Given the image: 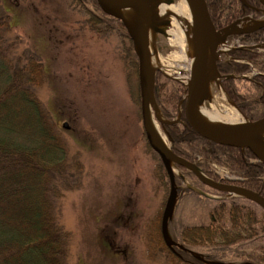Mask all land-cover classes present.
<instances>
[{"label":"trees","instance_id":"16d2710c","mask_svg":"<svg viewBox=\"0 0 264 264\" xmlns=\"http://www.w3.org/2000/svg\"><path fill=\"white\" fill-rule=\"evenodd\" d=\"M205 2L216 29L245 15L259 17L240 0ZM246 2L250 6H260L257 0ZM68 3L84 16L90 30L118 35L130 96L139 106L137 58L122 23L101 11L96 0H68ZM8 17L5 11H0V264H66L68 235L58 224L56 203L66 191L80 186L81 166L77 160L68 158L62 131L36 97V88L43 80L40 57L27 48L19 49L18 37L10 38ZM233 37L246 48L234 49L231 56L249 61L258 71L264 72V49L251 47L264 41V27L250 33L230 35L227 41ZM217 70L223 88L246 117L256 119L264 115L263 74L241 77L250 72V65L226 61L223 55L217 60ZM184 93L185 87L181 83L156 72L154 98L167 120L177 115ZM163 127L170 137L172 151L195 163L208 177L264 197V164L250 150L213 143L181 123ZM146 145L157 158L156 177L168 192L169 181L163 165L147 142ZM212 162L228 169L233 178L228 180L218 176L212 170ZM178 168L201 191L224 194L199 183L184 168ZM175 183L177 201L186 194L195 202L193 205L198 201L214 200L208 213L209 222L185 224L177 235L170 231L172 240L181 246H174L177 253L163 242L160 221L157 222L159 224L148 232V254L153 253V248L165 249L187 264L214 261L264 264V210L260 206L242 197L208 198L184 187L178 176H175ZM203 246L211 247L215 253L203 254L193 250ZM189 251L198 253L202 260L193 257ZM224 256L230 261H223Z\"/></svg>","mask_w":264,"mask_h":264},{"label":"rangeland","instance_id":"374dc122","mask_svg":"<svg viewBox=\"0 0 264 264\" xmlns=\"http://www.w3.org/2000/svg\"><path fill=\"white\" fill-rule=\"evenodd\" d=\"M176 3L161 0L157 11L160 4ZM0 11L9 16L10 38L18 37L19 49L39 55L43 80L36 97L62 131L68 158L81 166L80 186L56 203L58 224L68 235L66 264H187L165 249L147 253L148 232L159 224L167 191L156 177L157 158L146 145L139 106L130 96L118 35L90 30L68 0H0ZM171 16L165 18L172 22ZM173 28L169 23L162 37L154 36L151 57L156 69L155 60L169 63L175 71L163 73L183 76L189 63L181 58L190 51L187 39L169 34ZM221 89L215 83L211 92L217 105L234 107ZM156 124L168 145L165 130ZM215 167L223 174V166ZM184 185L190 184L184 180ZM190 197L175 202L169 236L185 224L209 222L214 200L193 205ZM193 250L215 253L207 246Z\"/></svg>","mask_w":264,"mask_h":264},{"label":"water","instance_id":"95a60500","mask_svg":"<svg viewBox=\"0 0 264 264\" xmlns=\"http://www.w3.org/2000/svg\"><path fill=\"white\" fill-rule=\"evenodd\" d=\"M100 9L114 18L119 19L132 41L137 57V78L139 89V109L143 131L150 148L159 156L169 178V193L166 198L161 215V235L167 246L174 244L169 238L167 223L172 216L176 200V187L174 185V171L171 163L180 165L189 170L204 185L218 191L227 192V196H242L254 201L264 210V197L252 190L236 185L217 182L207 177L196 164L176 155L164 142L160 141L153 133L151 126L150 110L155 108L160 113L154 98V79L156 68L151 63V44L156 34H164L163 28L169 21L157 11L161 0H130L123 3L120 0H96ZM159 1V2H158ZM248 6L245 0H240ZM264 5V0H258ZM169 2V1H168ZM191 11L192 25L190 28V41L195 45V54L191 65L190 76L186 84V92L180 114L173 120L155 117L161 124L181 122L199 136L220 145L237 147L250 150L260 162L264 164V137L260 130L264 128V116L257 119H247L237 122L212 123L204 122L196 118L192 109L202 105L209 98L207 68L210 67L217 74L216 61L220 51L218 45L226 37L233 33H250L264 27V18L260 20L250 19L247 26H242L243 19H237L231 24L216 29L213 25L205 0H187ZM130 9L134 12L135 22L130 25L124 20L121 10ZM246 19V18H244ZM264 47L263 45H260ZM243 116L242 112L238 110ZM180 115L182 118H180ZM63 127H67L63 123ZM197 257L196 255L192 254ZM199 258V257H198ZM209 264H221L210 262ZM249 264V263H245Z\"/></svg>","mask_w":264,"mask_h":264},{"label":"bare ground","instance_id":"6f19581e","mask_svg":"<svg viewBox=\"0 0 264 264\" xmlns=\"http://www.w3.org/2000/svg\"><path fill=\"white\" fill-rule=\"evenodd\" d=\"M120 1L123 3L130 2V0H120ZM160 8H161V13H160L161 17H166V16L172 14L173 10H178L180 12L183 9L184 12L186 11L184 0H181V2L178 3V6L176 7V9L173 7L167 6V5H161ZM121 13H122L124 20L127 22V24H130V25L134 24V22H135L134 17L135 16H134V12L132 10L123 9V10H121ZM182 23L186 24V21L183 18H182ZM193 54H194V52H193ZM155 62L157 64L159 63L157 60H155ZM151 63L153 65L152 57H151ZM166 71L168 72L169 70L166 69ZM206 74H207V78H208L209 98L202 105L196 106L192 109L193 115L201 121L212 122V123H222V122H225L228 120L229 121L235 120L236 118L241 119L242 116H241L240 112H238V110L235 109L234 107L229 106V107H225V109H221L217 105V101H216L215 97H212L211 92L214 91L215 83H217V88H219L220 91L222 90L220 85H219V82H218V76L216 73H214L212 70H210V67L207 68ZM224 99L226 101H229L228 98L226 97V95H225ZM149 110H150L151 126H152L153 133L160 141H162L166 144V142L162 136V132L159 129V127L157 126L156 119H155V117L160 118L161 114L155 108L150 107ZM260 134L264 137V128L260 130ZM171 167H172V169H175L174 164H172V163H171Z\"/></svg>","mask_w":264,"mask_h":264},{"label":"flooded vegetation","instance_id":"af4514ba","mask_svg":"<svg viewBox=\"0 0 264 264\" xmlns=\"http://www.w3.org/2000/svg\"><path fill=\"white\" fill-rule=\"evenodd\" d=\"M255 14V13H254Z\"/></svg>","mask_w":264,"mask_h":264}]
</instances>
